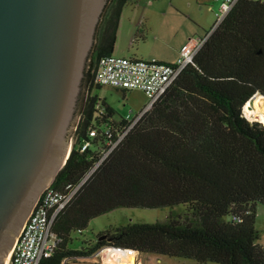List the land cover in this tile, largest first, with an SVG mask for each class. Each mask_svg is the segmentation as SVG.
<instances>
[{
  "label": "trees",
  "instance_id": "trees-1",
  "mask_svg": "<svg viewBox=\"0 0 264 264\" xmlns=\"http://www.w3.org/2000/svg\"><path fill=\"white\" fill-rule=\"evenodd\" d=\"M111 0L97 31L88 90L102 57L112 55L122 10ZM129 91V90H123ZM264 96V0H239L208 37L194 63L101 162L52 226L57 245L42 264L86 260L109 245L197 264H264L256 228L264 206V124L245 107ZM98 95L80 108L70 157L52 187L77 183L129 127ZM97 137L82 150L89 132ZM109 131L110 137L106 133ZM177 206L183 212L174 211ZM170 208L164 221L128 223L75 249L73 233L119 208ZM103 235L106 238L99 240Z\"/></svg>",
  "mask_w": 264,
  "mask_h": 264
},
{
  "label": "water",
  "instance_id": "water-1",
  "mask_svg": "<svg viewBox=\"0 0 264 264\" xmlns=\"http://www.w3.org/2000/svg\"><path fill=\"white\" fill-rule=\"evenodd\" d=\"M108 2L0 0V264L70 157Z\"/></svg>",
  "mask_w": 264,
  "mask_h": 264
},
{
  "label": "built area",
  "instance_id": "built-area-1",
  "mask_svg": "<svg viewBox=\"0 0 264 264\" xmlns=\"http://www.w3.org/2000/svg\"><path fill=\"white\" fill-rule=\"evenodd\" d=\"M239 0H221L220 8L215 13V25L204 37L190 39L180 50L175 63H165L158 60H143L133 57L108 55L102 57L98 63L96 82L101 86H110L121 90H142L149 98L148 105L134 116L130 111L125 120L129 127L122 132L116 141H109L108 150L103 151V157L77 183H68L64 188H47L37 206L29 216L13 247L9 264H42L50 258L57 245V236L52 233V226L57 216L62 213L78 196L85 184L97 170L101 162L124 139L130 129L149 111L154 104L168 91L170 86L189 65L194 63L195 57L208 37L222 23ZM110 137L109 131L106 132ZM97 132H89L84 140L82 150L92 146ZM139 252L132 248L109 245L88 257L100 264H141L138 260ZM65 259L62 264H67Z\"/></svg>",
  "mask_w": 264,
  "mask_h": 264
},
{
  "label": "crops",
  "instance_id": "crops-1",
  "mask_svg": "<svg viewBox=\"0 0 264 264\" xmlns=\"http://www.w3.org/2000/svg\"><path fill=\"white\" fill-rule=\"evenodd\" d=\"M220 4L221 0H186L183 5L177 4L169 9H140L128 0L119 20L113 55L175 63L181 48L190 39L207 34L212 26L209 13L215 17L214 9L219 10ZM144 254L139 252L141 264L150 262L147 254L142 258ZM156 262L162 263L161 260Z\"/></svg>",
  "mask_w": 264,
  "mask_h": 264
},
{
  "label": "rangeland",
  "instance_id": "rangeland-1",
  "mask_svg": "<svg viewBox=\"0 0 264 264\" xmlns=\"http://www.w3.org/2000/svg\"><path fill=\"white\" fill-rule=\"evenodd\" d=\"M152 0H131L132 5L140 6L142 8H154V9H166V8H174V5L185 3L186 0H153V4H150ZM174 1V3H172ZM177 3V4H176ZM217 7V5H215ZM214 14L218 11V8L214 9ZM213 13H209V21L212 25L211 28L216 23V16L213 17ZM214 20V21H213ZM213 21V22H212ZM189 24V23H188ZM200 38V37H199ZM198 39V37L196 38ZM98 95L102 100H105L111 107H113L116 111V119L126 118V115L133 111L134 116L139 114L149 103L148 96L139 89L123 91L121 89H117L110 86H103L102 88H95L93 91L88 90L86 92V97L88 95ZM85 97V99H86ZM254 104V99L251 101ZM246 116L252 120H254L249 111L245 108ZM80 116L75 123L74 129L72 130L70 136L71 145L74 144V133L79 123ZM170 208H159V209H144V208H119L114 211H111L107 214L101 215L89 223L88 227L83 230V234H79L78 232L73 233V245L72 247L75 249L87 246L88 243L91 245L95 244L99 234L110 231L114 227L127 225L128 223H154L156 221H164L167 219L170 213ZM174 211L178 213L183 212L182 206H177L174 208ZM256 228L259 231V241L258 243L264 247V206H257V216H256ZM146 254L142 255L143 257ZM150 256V262H144L145 264H197L193 260L188 259H179V258H169L155 254H147ZM156 260H161L162 263H157ZM67 264H100V263H92L87 260H79V261H69ZM207 264H217V263H207Z\"/></svg>",
  "mask_w": 264,
  "mask_h": 264
},
{
  "label": "bare ground",
  "instance_id": "bare-ground-1",
  "mask_svg": "<svg viewBox=\"0 0 264 264\" xmlns=\"http://www.w3.org/2000/svg\"><path fill=\"white\" fill-rule=\"evenodd\" d=\"M253 99L254 104L248 102L245 108L250 112L254 120L264 124V96L258 93Z\"/></svg>",
  "mask_w": 264,
  "mask_h": 264
},
{
  "label": "flooded vegetation",
  "instance_id": "flooded-vegetation-1",
  "mask_svg": "<svg viewBox=\"0 0 264 264\" xmlns=\"http://www.w3.org/2000/svg\"><path fill=\"white\" fill-rule=\"evenodd\" d=\"M110 2H111V0H109V2H108V4H107V7H108V5H109ZM107 7H106V9H107ZM106 9H105V11H106Z\"/></svg>",
  "mask_w": 264,
  "mask_h": 264
}]
</instances>
